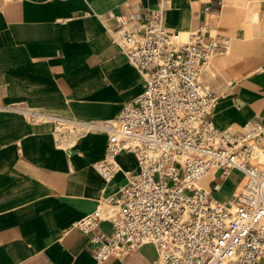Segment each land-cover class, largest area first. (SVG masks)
<instances>
[{
    "label": "crops",
    "instance_id": "crops-1",
    "mask_svg": "<svg viewBox=\"0 0 264 264\" xmlns=\"http://www.w3.org/2000/svg\"><path fill=\"white\" fill-rule=\"evenodd\" d=\"M158 7L170 31L188 38L204 29L227 46L201 78L218 96L215 125L264 126V0H0V264H95L92 237L112 225L104 219L85 233L75 224L138 167L122 152L121 170L103 180L100 126L143 90L109 30L120 16L137 24ZM29 109L46 117L31 122ZM241 178L232 172L215 196L229 199ZM157 255L146 244L106 264H150Z\"/></svg>",
    "mask_w": 264,
    "mask_h": 264
},
{
    "label": "built area",
    "instance_id": "built-area-1",
    "mask_svg": "<svg viewBox=\"0 0 264 264\" xmlns=\"http://www.w3.org/2000/svg\"><path fill=\"white\" fill-rule=\"evenodd\" d=\"M133 22L120 16L109 31L143 90L100 126L107 151L95 166L105 182L121 170L122 152L133 153L138 167L126 172L119 194L75 226L91 233L109 219L112 233L92 237L95 264L146 244L158 253L150 264H257L264 256V126L251 121L242 130L219 129L218 96L201 79L226 44L207 40L204 29L175 44L183 35L170 31L162 7ZM24 111L31 122L46 117ZM233 171L242 175L235 192L216 197Z\"/></svg>",
    "mask_w": 264,
    "mask_h": 264
},
{
    "label": "rangeland",
    "instance_id": "rangeland-1",
    "mask_svg": "<svg viewBox=\"0 0 264 264\" xmlns=\"http://www.w3.org/2000/svg\"><path fill=\"white\" fill-rule=\"evenodd\" d=\"M187 41V37H185V36H182V38L180 39V40H178V41H175V44H181V43H183V42H186ZM215 57V56H214ZM214 57L212 58V60L214 59ZM212 60L210 61V62H212ZM210 64V63H209ZM209 65L206 67V69L205 70H207V69H209ZM206 84V83H205ZM206 86H207V88L209 89V90H212L210 87H209V85H207L206 84ZM234 179H235V177L233 176L232 177V181H234ZM225 185V184H224ZM240 188H241V186H240ZM224 190V189H223Z\"/></svg>",
    "mask_w": 264,
    "mask_h": 264
},
{
    "label": "bare ground",
    "instance_id": "bare-ground-1",
    "mask_svg": "<svg viewBox=\"0 0 264 264\" xmlns=\"http://www.w3.org/2000/svg\"><path fill=\"white\" fill-rule=\"evenodd\" d=\"M234 172V171H233ZM232 173V172H231ZM231 173L227 176V178L231 175ZM227 178L225 179V180H227ZM224 181V180H223ZM222 190V189H221ZM224 191V190H223ZM217 195H219V194H217ZM221 195V194H220Z\"/></svg>",
    "mask_w": 264,
    "mask_h": 264
}]
</instances>
